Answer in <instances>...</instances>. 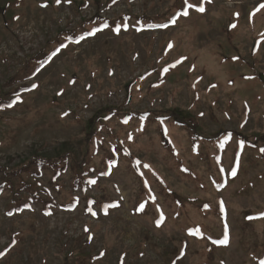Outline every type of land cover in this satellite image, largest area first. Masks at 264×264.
I'll return each mask as SVG.
<instances>
[{
  "label": "rangeland",
  "instance_id": "374dc122",
  "mask_svg": "<svg viewBox=\"0 0 264 264\" xmlns=\"http://www.w3.org/2000/svg\"><path fill=\"white\" fill-rule=\"evenodd\" d=\"M262 4L0 0V264H264Z\"/></svg>",
  "mask_w": 264,
  "mask_h": 264
},
{
  "label": "trees",
  "instance_id": "16d2710c",
  "mask_svg": "<svg viewBox=\"0 0 264 264\" xmlns=\"http://www.w3.org/2000/svg\"><path fill=\"white\" fill-rule=\"evenodd\" d=\"M45 60H46V59H45ZM45 60H44V61H45ZM18 93H19V92H18ZM11 101H12V100H11ZM11 101L8 103V105H10ZM31 165H32V164H31ZM41 166H42V165H38V164H37V169H38L40 172H41V168H42ZM0 169H1V168H0ZM5 175H7V178H8L9 181H15V180H14V177H16V176H15L16 174H14L13 172H11V173H6ZM13 185H14V183H13ZM22 207H26V206H22ZM22 207H20V209H19L20 211L22 210ZM12 211H13V210H12ZM12 211H11V212H12ZM12 213H13V212H12Z\"/></svg>",
  "mask_w": 264,
  "mask_h": 264
},
{
  "label": "snow or ice",
  "instance_id": "6c2138e0",
  "mask_svg": "<svg viewBox=\"0 0 264 264\" xmlns=\"http://www.w3.org/2000/svg\"><path fill=\"white\" fill-rule=\"evenodd\" d=\"M260 7L261 8H264V4H262V5H260ZM205 9L203 8V7H200L199 9H198V11H200V12H203ZM188 13H185V15H187ZM233 27H235V25H233ZM249 219H252V217H249ZM87 230V229H86Z\"/></svg>",
  "mask_w": 264,
  "mask_h": 264
}]
</instances>
